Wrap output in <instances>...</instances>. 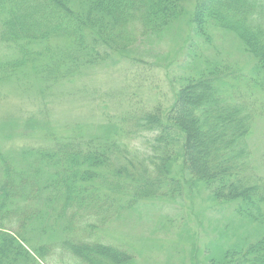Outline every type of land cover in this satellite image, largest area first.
I'll return each mask as SVG.
<instances>
[{
    "label": "trees",
    "instance_id": "trees-1",
    "mask_svg": "<svg viewBox=\"0 0 264 264\" xmlns=\"http://www.w3.org/2000/svg\"><path fill=\"white\" fill-rule=\"evenodd\" d=\"M185 1L0 0V46L6 50L0 85L21 82L29 90L32 78L40 79L41 94L71 82L87 67L171 29L187 13ZM187 14L193 39L185 57L197 70L182 77L167 112L140 107L126 117L131 127L123 134L136 136L139 145L72 131L84 126L79 122L59 130L49 123L45 143L36 147L7 150L0 141V264L131 261L128 246L105 242L97 232L143 199L182 194L181 181L170 175L175 141L189 180L238 220L228 225L231 233L246 225L258 229L252 240L229 241L225 235V246L215 245L208 264H264V177L252 168L248 143L255 119L264 115L257 96L264 99V0H195ZM214 29L231 34V42L254 61L250 71L204 52L189 55L191 48L212 44ZM31 121L0 122V140L11 139L15 126H33ZM55 220H62L65 234L42 242ZM33 232L39 234L35 243Z\"/></svg>",
    "mask_w": 264,
    "mask_h": 264
},
{
    "label": "rangeland",
    "instance_id": "rangeland-1",
    "mask_svg": "<svg viewBox=\"0 0 264 264\" xmlns=\"http://www.w3.org/2000/svg\"><path fill=\"white\" fill-rule=\"evenodd\" d=\"M194 1H185L187 13L192 11ZM187 13L171 29L146 38L132 52L113 55L102 63L91 65L73 81L45 88L41 94L43 83L40 79H27L26 83L30 84L31 80L33 84L29 90L19 86L21 82L9 87L1 84L0 122L22 124L32 118L33 125L25 130L15 126L11 139L2 138L1 145L7 150L43 145L41 137L49 129V123L58 129L76 122L84 126L71 128L72 131L82 132L87 137H120L131 145H139L136 136L129 138L128 134H123L124 128L131 127L128 120L124 121L126 117L140 107L167 112L182 77L197 70L185 57L188 54L185 46L193 39L188 35ZM232 39L228 32L214 29L212 44L191 48L189 55L204 52L206 56L223 58V62L228 60L225 63L240 71H250L254 61L237 44L235 46ZM2 48L0 46V55L6 52ZM205 55L200 58L204 59ZM203 66L201 63L198 68ZM257 96L263 103L262 94L258 92ZM254 122L248 141L252 168L264 177V115H258ZM171 149L175 161L171 164L170 175L181 181L182 194L173 200L143 199L139 207L122 211L110 220L107 228L97 232L98 237L104 236L105 242L111 240L113 244L130 248L134 258L121 264H208L212 254L217 253L215 245L218 244V250L225 246V235L230 237L229 241L238 236L240 240L246 237L252 240L258 230L254 224L231 233L233 230L228 225L232 227L239 223L238 220L230 215L225 204L213 201L202 185L189 180L179 157L180 142L175 141ZM197 158L202 160L203 155L200 153ZM48 226L50 229L42 235V242L51 243L65 234L61 229L62 220L50 221ZM222 231L225 234L220 238ZM38 235L31 234L32 243L38 241Z\"/></svg>",
    "mask_w": 264,
    "mask_h": 264
}]
</instances>
